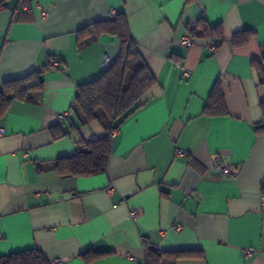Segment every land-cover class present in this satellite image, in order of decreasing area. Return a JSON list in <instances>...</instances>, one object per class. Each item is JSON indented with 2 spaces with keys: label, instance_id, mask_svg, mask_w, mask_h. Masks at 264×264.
I'll return each instance as SVG.
<instances>
[{
  "label": "crops",
  "instance_id": "obj_1",
  "mask_svg": "<svg viewBox=\"0 0 264 264\" xmlns=\"http://www.w3.org/2000/svg\"><path fill=\"white\" fill-rule=\"evenodd\" d=\"M0 4V82L51 66L40 100H14L0 118V255L36 247L62 264H144L146 238L161 251L203 252L161 264H264V132L254 128L264 84L252 65L264 45V0ZM121 12L156 82L111 133L103 173L61 176L56 159L107 133V122L81 125L70 106L77 85L120 53L116 35L90 26ZM201 17L221 26L223 41L212 35L184 45ZM243 30L252 37L232 44ZM81 35L93 38L79 48ZM215 84L226 114L203 113ZM56 126L69 131L54 139ZM222 163L236 168L233 177L218 171ZM246 247L256 251L246 255ZM89 249L107 253L87 262L81 253Z\"/></svg>",
  "mask_w": 264,
  "mask_h": 264
},
{
  "label": "trees",
  "instance_id": "obj_2",
  "mask_svg": "<svg viewBox=\"0 0 264 264\" xmlns=\"http://www.w3.org/2000/svg\"><path fill=\"white\" fill-rule=\"evenodd\" d=\"M97 34L107 32L116 35L120 43L119 56L112 65L91 81L77 85L76 94L70 109L77 116L81 125L93 121L107 122V133L89 141L76 143L74 153L54 161V169L61 176H89L103 173L106 170L110 154L111 133L123 121L137 111L141 106L140 99L155 84L156 78L140 54L137 42L128 30L127 18L124 13H118L109 20L92 24ZM191 38L215 35L223 41L220 25L211 26L204 18L197 20L194 26H188ZM252 30L235 32L231 38L234 45H243L252 37ZM92 36L78 38L77 45L83 47L92 40ZM217 45V44H216ZM264 45L261 46V57L253 58L252 65L259 75V82L264 84ZM51 66H41L24 76L3 80L0 82V118H2L12 101H39L43 90V75ZM262 119L255 124L257 132H264V101L260 102ZM203 113L221 115L227 113L224 97L218 84L212 88ZM69 130L60 126L52 127L54 139L65 136ZM39 165L37 171H41ZM144 264H161L162 257L171 260L184 257H203V252L197 249H180L161 251L143 239ZM107 252L85 250L81 256L90 261ZM0 264H49V260L36 247L26 248L6 255H0Z\"/></svg>",
  "mask_w": 264,
  "mask_h": 264
},
{
  "label": "built area",
  "instance_id": "obj_3",
  "mask_svg": "<svg viewBox=\"0 0 264 264\" xmlns=\"http://www.w3.org/2000/svg\"><path fill=\"white\" fill-rule=\"evenodd\" d=\"M3 6H4L3 4H0V9H2ZM112 15H114V13H112ZM182 43L184 45L190 44L191 43V37L189 35L183 37ZM216 46H217L216 43L212 44L211 50L215 51ZM113 61H114V59H112L108 56H105L104 59L102 60V63H101L102 68L106 69V68L110 67L112 65ZM185 73L187 76L189 75V71H185ZM70 113H71V111L68 110L66 112V115H69ZM60 118H63V116H60ZM3 134H4V130L0 127V136ZM93 139H95V137ZM180 153H181V150L177 149V154H180ZM217 169H218V171L222 172L223 174H225L229 178L233 177L235 175V171H236V168H234L232 165L223 164V163L218 164ZM129 214H130L131 218H136L138 215V212L136 210H131ZM177 227H178V225H177ZM243 251L246 255H250V254L254 253L256 250L253 248H250V247H246V248H244ZM49 264H62V260L60 258H54V259L49 260Z\"/></svg>",
  "mask_w": 264,
  "mask_h": 264
}]
</instances>
